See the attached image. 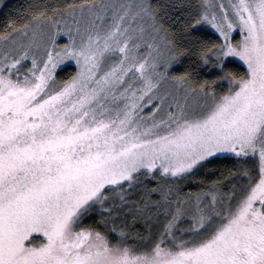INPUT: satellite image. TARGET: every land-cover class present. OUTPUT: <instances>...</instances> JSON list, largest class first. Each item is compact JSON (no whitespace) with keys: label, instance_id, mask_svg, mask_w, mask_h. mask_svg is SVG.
<instances>
[{"label":"snow or ice","instance_id":"1","mask_svg":"<svg viewBox=\"0 0 264 264\" xmlns=\"http://www.w3.org/2000/svg\"><path fill=\"white\" fill-rule=\"evenodd\" d=\"M185 54L221 68L234 54L248 72H170ZM229 156L235 171L184 191ZM33 233L46 239L26 243ZM0 264H264V0H71L10 21Z\"/></svg>","mask_w":264,"mask_h":264},{"label":"trees","instance_id":"2","mask_svg":"<svg viewBox=\"0 0 264 264\" xmlns=\"http://www.w3.org/2000/svg\"><path fill=\"white\" fill-rule=\"evenodd\" d=\"M64 2H71V0H6L0 7V31H3L10 21L22 22L25 20L27 18L30 5L48 4L49 6H55L58 3ZM165 2L166 0H153V3ZM167 12L168 15H164L163 12L161 13L163 18L162 22L168 27H173V19L177 13L171 8L167 9ZM178 27V24L175 25V28L178 29ZM196 31L203 32L204 38L206 39L215 40L218 37L216 33L200 25L197 26ZM224 69H230L237 74L247 73L246 67L236 60L230 58L225 59L223 68H221L212 64H202L196 56L191 54H185L178 58L176 65L172 69V72L179 74L186 70H193L194 80L211 81L216 79L218 76H223ZM74 71L75 69L73 65H68L58 70L57 75L60 76L61 79H67L68 75ZM229 86L230 85L227 78L217 80L215 85H213V87H215L218 92L226 91ZM235 163V159L229 156L228 158H224L219 161L215 166L209 165L207 168L201 169L187 182V185L184 187V191L187 192L189 189L192 191L198 190L201 187L199 183L200 180H203L205 183H207L217 179L225 167L233 168V171H235ZM155 182L156 181L153 179L144 181V183L149 187L153 186ZM85 222L89 223L91 221ZM137 229L141 232L143 231L140 225H137ZM33 238L35 239V242H39L36 236Z\"/></svg>","mask_w":264,"mask_h":264},{"label":"rangeland","instance_id":"3","mask_svg":"<svg viewBox=\"0 0 264 264\" xmlns=\"http://www.w3.org/2000/svg\"><path fill=\"white\" fill-rule=\"evenodd\" d=\"M4 1H6V0H0V7H1V5L4 3ZM200 26L206 27V28H208L210 31L216 33L215 30H214L213 28H211V26H209V25H200ZM216 34L218 35V33H216ZM233 38H234V39H239V38H240L239 29H237V30L233 33ZM66 42H67V36H65L64 34H61V35L58 37V43H66ZM228 58L233 59V60H236V61H238L239 63L243 64V65L246 67V70H247V72H248L247 64L243 61L242 58H240V57H238V56H236V55H234V54L229 55V56L226 57L225 59H228ZM177 61H178V60H177ZM177 61H175V62L169 67V71H170V72H172V69H173V67L176 65ZM68 65H73L74 69H75V70L77 69V65H76L75 60L72 59V58H70L68 61H65L63 64H61V65L58 67L57 71L60 70V69H62V68H64L65 66H68ZM172 73H173V72H172ZM230 157H231V156H230ZM136 198H137V197H135V196L133 197V199H136ZM35 236L37 237V239H38L39 241H42V240H45V239H46V238L43 236L42 233H33V234H32V237H31L28 241H26V243H33V242H35V239L33 238V237H35Z\"/></svg>","mask_w":264,"mask_h":264}]
</instances>
